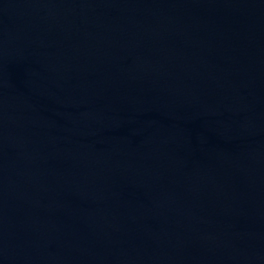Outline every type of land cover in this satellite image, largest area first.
<instances>
[{
    "label": "water",
    "instance_id": "95a60500",
    "mask_svg": "<svg viewBox=\"0 0 264 264\" xmlns=\"http://www.w3.org/2000/svg\"><path fill=\"white\" fill-rule=\"evenodd\" d=\"M0 264H264V0H0Z\"/></svg>",
    "mask_w": 264,
    "mask_h": 264
}]
</instances>
